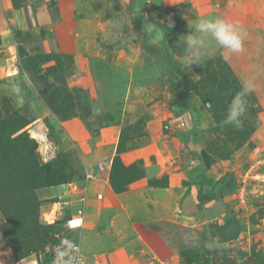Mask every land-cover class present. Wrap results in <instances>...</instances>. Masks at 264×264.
<instances>
[{"label":"rangeland","instance_id":"374dc122","mask_svg":"<svg viewBox=\"0 0 264 264\" xmlns=\"http://www.w3.org/2000/svg\"><path fill=\"white\" fill-rule=\"evenodd\" d=\"M30 1L35 25L21 36L0 8V264H53L59 250L71 264H149V252L152 264H242L252 249L264 254L262 183L248 179L223 201L196 200L204 178L230 171L240 183L261 158L253 150L264 117V0ZM213 17L241 26L243 51L228 54L209 38L202 67L182 64L184 35ZM163 38L187 78L191 108L177 105L184 83L171 89L165 67L143 53ZM29 40L59 56L68 89L82 95L78 116L59 120L45 105L28 68ZM35 71L52 80L59 68L37 61ZM241 91L242 125H225ZM116 155L142 172L120 192L111 182ZM90 173L96 176L87 181ZM46 179L51 184L39 186ZM72 180L88 183L92 198L74 199L70 209L82 206L83 227L93 231L67 229L66 216L44 222L55 201L70 199L62 184ZM231 213L239 237L205 243L203 223H222ZM207 245L224 255L212 258Z\"/></svg>","mask_w":264,"mask_h":264},{"label":"trees","instance_id":"16d2710c","mask_svg":"<svg viewBox=\"0 0 264 264\" xmlns=\"http://www.w3.org/2000/svg\"><path fill=\"white\" fill-rule=\"evenodd\" d=\"M14 34L15 36H20L22 33L19 30H14ZM18 50L23 51L20 45ZM143 51L144 55L148 58H155L158 63L165 67L171 89L173 87H177V85L181 83H184L179 93V101L177 105L180 108H191L192 97L189 94L188 86L185 83L187 78L180 69L178 62L171 51L170 41L167 38H163L155 43L144 46ZM50 60L55 61L59 68V72L55 75L53 81H49L46 77L44 81V89H37V91L43 98L45 105L57 119L67 120L76 117L79 115L78 112L83 106L82 95L79 96L68 89L67 82L60 73L62 63L57 54L38 53L34 57L28 56L29 72L35 71L37 61ZM203 159L207 166H210L213 162L211 155L205 151L203 152ZM114 167L115 171L111 177V182L115 191L120 192L125 190L126 184L130 183L135 178L142 176V172L140 169H137L136 164L124 166L118 155L114 158ZM50 182V180L46 179V181H42V184L39 186L50 185ZM148 183L149 185H158V181L156 180H149ZM203 185L210 186V189L208 191H204ZM237 187L238 181L234 173L230 171L224 172L216 180L211 177H206L199 185L196 193V200L199 203H203L208 200H212L213 202L223 201L227 195L234 193ZM189 193L190 188L187 187L184 196ZM201 210H203V208ZM39 228V233L46 235L50 231L51 226H40ZM241 228L242 226L237 216L231 213L230 217L222 223L217 221L204 222L200 236L205 243H207L209 239H212L220 244H226L239 237ZM204 251L212 258H220L224 255V251L220 252L212 245L204 247ZM242 264H264V254L260 251L252 249L249 256Z\"/></svg>","mask_w":264,"mask_h":264},{"label":"clouds","instance_id":"9594fccd","mask_svg":"<svg viewBox=\"0 0 264 264\" xmlns=\"http://www.w3.org/2000/svg\"><path fill=\"white\" fill-rule=\"evenodd\" d=\"M209 38L228 54L239 53L244 48V34L238 23L227 21L220 17L202 18L195 22L191 32L184 35L185 56L181 60L182 64L191 66L193 64L202 67V58L209 46ZM251 88V85H247ZM245 91L236 94L231 100L227 115L223 121L225 125L241 127V117L246 111ZM70 246V245H69ZM68 252L59 250L55 252L53 264H71L65 259Z\"/></svg>","mask_w":264,"mask_h":264},{"label":"built area","instance_id":"2783aa9c","mask_svg":"<svg viewBox=\"0 0 264 264\" xmlns=\"http://www.w3.org/2000/svg\"><path fill=\"white\" fill-rule=\"evenodd\" d=\"M264 164V159H259L254 165H250V167L244 172V177L242 178V181L238 183L239 187L243 190L245 187V182H247L248 179L253 180V185L263 184L264 185V170L258 169V165L256 164ZM96 174L90 173L87 174L84 179L87 181L89 178H95ZM87 181H69L66 183H63L62 186L64 188L63 194L65 196H68L70 199L64 200V201H55L53 203V208L50 210V212H46L44 214V222L52 224L55 223L58 216L64 217L66 216V220L64 221V226L67 229L76 230L81 229L84 225V209L81 206L80 208L72 211L70 209V203L74 201V199L79 200V202H84L90 200L91 194L88 190V183ZM251 184V183H250ZM102 193L97 192L95 193L96 199L102 198ZM149 258L151 260V264L155 263L154 260L156 259V256L152 253L149 255Z\"/></svg>","mask_w":264,"mask_h":264},{"label":"crops","instance_id":"0c3cea01","mask_svg":"<svg viewBox=\"0 0 264 264\" xmlns=\"http://www.w3.org/2000/svg\"><path fill=\"white\" fill-rule=\"evenodd\" d=\"M30 2H31L30 0H0V8L4 11V13L7 15V18L10 20L11 29L13 30V32L14 30H19L22 34H25L26 31H29L35 25L34 16L28 13V6ZM26 46H27V51L30 54L29 57H34L38 53H43L41 51L42 50L41 44L37 42L36 40H29L28 42H26L25 47ZM36 72L37 71H33L31 73L33 81H34V85L36 89H44V86H45L44 81H45L46 76L38 75ZM48 80L52 81L49 78ZM257 132L258 133L256 136V141L258 142V146L254 148L253 151L254 152L259 151L258 158L261 157L260 159L263 160L264 159V117L261 119ZM84 222H85V219H84ZM96 228H97V224H96ZM80 230L82 234L85 233V231H88V232L93 231V229L90 226L83 227ZM95 235L97 236L98 232H95ZM151 253L152 252L148 253V259L150 261L149 264H151V260L149 258V255ZM135 260H136L135 262L140 261L139 259H135Z\"/></svg>","mask_w":264,"mask_h":264}]
</instances>
